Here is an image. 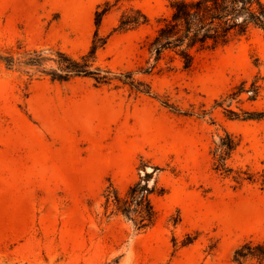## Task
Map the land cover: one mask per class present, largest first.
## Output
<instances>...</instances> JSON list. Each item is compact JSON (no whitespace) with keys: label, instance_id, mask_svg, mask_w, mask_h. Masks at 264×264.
<instances>
[{"label":"rangeland","instance_id":"374dc122","mask_svg":"<svg viewBox=\"0 0 264 264\" xmlns=\"http://www.w3.org/2000/svg\"><path fill=\"white\" fill-rule=\"evenodd\" d=\"M168 2L0 0V55L78 57L97 31L93 65L112 78L58 81L42 72L52 60H0V264H236V248L264 240V116L246 118L264 113V30L200 51L188 68L165 57L142 73ZM130 8L148 21L114 30ZM129 72L134 86L114 78ZM226 133L231 170L216 169ZM154 167L149 185L164 193L139 230L106 195Z\"/></svg>","mask_w":264,"mask_h":264},{"label":"trees","instance_id":"16d2710c","mask_svg":"<svg viewBox=\"0 0 264 264\" xmlns=\"http://www.w3.org/2000/svg\"><path fill=\"white\" fill-rule=\"evenodd\" d=\"M107 9L96 13L95 24L98 26L101 16ZM148 21L147 16L139 9H129L120 15L118 25L114 30H129ZM253 29L264 30V2L263 0H169L168 12L157 19L156 27L147 38L149 66L142 69V73H150L157 63L167 57L169 61L178 59L183 68L193 64L196 53L204 50H213L226 46L229 43L245 36ZM97 31L88 51L78 57H72L62 51H55L56 58L52 59L43 55L41 50L23 53L24 59H14L11 55H0V60L8 66L23 64L30 67H43L46 60H52L55 66L49 69L42 68L51 79L66 81L73 77H92L96 83L103 84L111 81L109 70L94 67V59L100 44L96 40ZM18 60V61H17ZM149 62V61H148ZM129 73H119L118 78L122 83L131 86L135 80ZM140 83V82H137ZM136 89L150 94V89ZM264 113H249L246 118H260ZM226 139L221 138L217 146L216 169H227L225 166L226 155L236 147V142L229 133ZM152 171L144 169L143 175L133 182L123 195L115 190L106 195V202L110 201L113 211L126 217L137 229H144L153 224L156 211L151 202V195L158 192L164 193L161 187L158 191L157 181L153 178ZM255 260L257 264H264V240L245 241L235 249L232 261L236 264H245Z\"/></svg>","mask_w":264,"mask_h":264}]
</instances>
